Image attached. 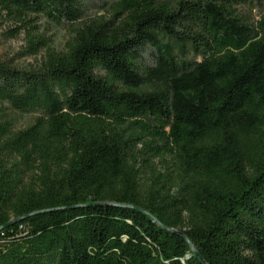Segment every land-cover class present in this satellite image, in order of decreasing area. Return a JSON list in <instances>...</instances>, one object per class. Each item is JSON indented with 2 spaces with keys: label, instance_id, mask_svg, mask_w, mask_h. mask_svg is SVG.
I'll return each instance as SVG.
<instances>
[{
  "label": "trees",
  "instance_id": "1",
  "mask_svg": "<svg viewBox=\"0 0 264 264\" xmlns=\"http://www.w3.org/2000/svg\"><path fill=\"white\" fill-rule=\"evenodd\" d=\"M85 13L0 0V264H264V0Z\"/></svg>",
  "mask_w": 264,
  "mask_h": 264
},
{
  "label": "rangeland",
  "instance_id": "2",
  "mask_svg": "<svg viewBox=\"0 0 264 264\" xmlns=\"http://www.w3.org/2000/svg\"><path fill=\"white\" fill-rule=\"evenodd\" d=\"M86 4V18H94L98 15L104 13L105 2L106 0H83ZM238 11L244 13L251 18H257V11H249L245 6L239 7ZM1 32V30H0ZM40 32L44 34L45 37L50 38L52 45L58 49L64 46L67 32L63 28L53 27V26H43L40 29ZM25 45V35L23 32L19 33L14 38H5L0 36V54L6 58L12 60L13 64L18 65L19 67H27L29 64H32L39 59L38 56H23V46ZM145 61L148 60L147 56H144ZM29 119V115H23L18 120V125L25 124Z\"/></svg>",
  "mask_w": 264,
  "mask_h": 264
},
{
  "label": "water",
  "instance_id": "3",
  "mask_svg": "<svg viewBox=\"0 0 264 264\" xmlns=\"http://www.w3.org/2000/svg\"><path fill=\"white\" fill-rule=\"evenodd\" d=\"M121 206H122V205H121ZM73 207H74V206H73ZM136 209H139V208H136ZM50 210H51V209H45V210H40V211H37V212H34V213H41V212L50 211ZM139 210H141V209H139ZM32 214H33V213H32ZM28 215H29V214H28ZM28 215H25V216H22V217H19V218H16V219L10 220V221L7 222L6 224H4L2 227H7V226H9V225H12V224H14V223L20 221L21 219L27 217ZM149 215H150V214H149ZM156 223L159 224V221L156 220ZM2 227H1V228H2ZM165 229L168 230V231H170V232L176 233V234H181V232L176 231V230H174V229H169V228H167V227H165ZM190 247H191V249H192L193 251L196 252L195 248L193 247V245H192L191 243H190ZM196 253H197V252H196ZM197 255H198V254H197ZM200 259H201L202 262H204V261L202 260V258H200ZM204 263H205V262H204ZM205 264H206V263H205Z\"/></svg>",
  "mask_w": 264,
  "mask_h": 264
}]
</instances>
